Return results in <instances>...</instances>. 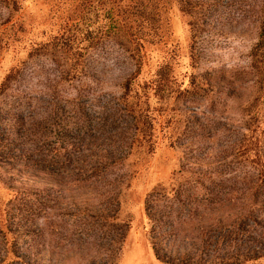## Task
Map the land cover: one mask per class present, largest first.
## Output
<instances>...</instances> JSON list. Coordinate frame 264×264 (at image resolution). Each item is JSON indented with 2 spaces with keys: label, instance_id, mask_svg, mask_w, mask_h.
<instances>
[{
  "label": "rangeland",
  "instance_id": "374dc122",
  "mask_svg": "<svg viewBox=\"0 0 264 264\" xmlns=\"http://www.w3.org/2000/svg\"><path fill=\"white\" fill-rule=\"evenodd\" d=\"M194 1L192 38L176 0H145L164 25L124 97L135 67L110 35L109 0H0V264H164L147 199L175 255L250 208L264 0ZM83 24L92 39L74 32Z\"/></svg>",
  "mask_w": 264,
  "mask_h": 264
},
{
  "label": "trees",
  "instance_id": "16d2710c",
  "mask_svg": "<svg viewBox=\"0 0 264 264\" xmlns=\"http://www.w3.org/2000/svg\"><path fill=\"white\" fill-rule=\"evenodd\" d=\"M109 2L107 17L110 23V35L128 54L135 67L133 74L122 83L124 97H127L131 92L134 78L144 64L145 57L152 51V36L154 34L156 36L158 30L163 29L164 10L149 8L144 5L145 0H109ZM176 2L181 12L192 17L189 23L191 37H197L203 27L199 20L193 21L199 6L198 2L194 0H176ZM261 13V33L252 49V67L258 75L259 87L264 85V4ZM77 26L74 32L80 33L85 39L93 38L90 25ZM11 77L12 72H9L4 82H8ZM138 123V130L145 138L146 132L151 129L148 114L140 112ZM149 138L146 141H150ZM251 157L255 169V182L252 185L250 208L246 211L248 215L245 213L239 217L238 222L234 220L225 225L226 227H222L209 246L192 247L191 250L172 254V251L168 250L169 244L164 247L161 241V238L167 236V232L163 230L155 233V229L160 227V219L153 212L150 200L145 201L146 217L151 223L150 244L156 259L164 264H264V154L256 142ZM248 218L251 224L246 225L245 221ZM250 233L252 235L247 239L241 237L250 236Z\"/></svg>",
  "mask_w": 264,
  "mask_h": 264
}]
</instances>
